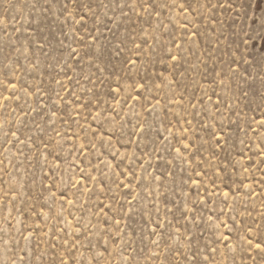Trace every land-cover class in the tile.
<instances>
[{
    "label": "rangeland",
    "instance_id": "obj_1",
    "mask_svg": "<svg viewBox=\"0 0 264 264\" xmlns=\"http://www.w3.org/2000/svg\"><path fill=\"white\" fill-rule=\"evenodd\" d=\"M261 249L264 0H0V264Z\"/></svg>",
    "mask_w": 264,
    "mask_h": 264
},
{
    "label": "snow or ice",
    "instance_id": "obj_2",
    "mask_svg": "<svg viewBox=\"0 0 264 264\" xmlns=\"http://www.w3.org/2000/svg\"><path fill=\"white\" fill-rule=\"evenodd\" d=\"M257 248H260V244H257L256 245ZM262 251H264V249H261Z\"/></svg>",
    "mask_w": 264,
    "mask_h": 264
}]
</instances>
